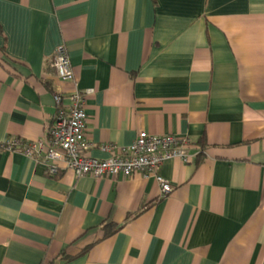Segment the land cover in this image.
I'll return each mask as SVG.
<instances>
[{"label":"crops","instance_id":"crops-1","mask_svg":"<svg viewBox=\"0 0 264 264\" xmlns=\"http://www.w3.org/2000/svg\"><path fill=\"white\" fill-rule=\"evenodd\" d=\"M75 85L95 158L140 131L189 138L159 168L171 192L3 147L45 145ZM0 264H264V0H0Z\"/></svg>","mask_w":264,"mask_h":264},{"label":"built area","instance_id":"built-area-1","mask_svg":"<svg viewBox=\"0 0 264 264\" xmlns=\"http://www.w3.org/2000/svg\"><path fill=\"white\" fill-rule=\"evenodd\" d=\"M52 67L58 78L75 84L72 65L64 46L56 48ZM53 100L56 112L47 130L45 145L39 140L20 141L14 137L3 144L7 150H19L27 157L43 162L51 174L60 168L71 170L77 177L90 175L95 178H125L135 172H142L144 176L153 177L158 182L160 195L165 197L171 192L172 184L158 174L162 163L167 159H180L183 162L191 159L188 153L191 146L189 138L172 134L154 135L145 131L138 132L133 142L125 147L101 145V149L108 151L109 156L95 158L88 154L93 144L86 130L87 113L83 92L75 85L67 94L55 92Z\"/></svg>","mask_w":264,"mask_h":264}]
</instances>
